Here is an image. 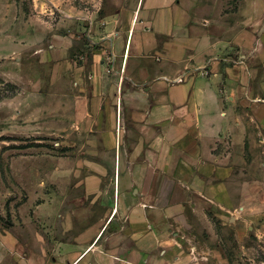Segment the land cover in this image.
I'll list each match as a JSON object with an SVG mask.
<instances>
[{
    "label": "crops",
    "instance_id": "obj_1",
    "mask_svg": "<svg viewBox=\"0 0 264 264\" xmlns=\"http://www.w3.org/2000/svg\"><path fill=\"white\" fill-rule=\"evenodd\" d=\"M97 25L81 63L82 33L55 35L39 53L53 83L72 78L76 121L112 156L108 179L96 165L80 180L81 255L50 264H83L93 251L166 264L175 233L242 201L237 172L264 153V0H111ZM18 243L0 231V264H48Z\"/></svg>",
    "mask_w": 264,
    "mask_h": 264
},
{
    "label": "rangeland",
    "instance_id": "obj_2",
    "mask_svg": "<svg viewBox=\"0 0 264 264\" xmlns=\"http://www.w3.org/2000/svg\"><path fill=\"white\" fill-rule=\"evenodd\" d=\"M110 4L0 0V231L18 239L16 250L24 258L48 264L77 259L80 229L72 213L83 195L80 180L96 165L106 167L107 179L111 174V154L76 121L72 78L53 83L51 66L39 58L53 36L82 33L72 49L81 63L79 56L92 49L87 35L92 27L93 35L101 30L97 23ZM249 158L255 163L237 172L233 192L242 201L222 217L198 214L184 232L175 233L166 264H264V153ZM83 264L112 261L93 251Z\"/></svg>",
    "mask_w": 264,
    "mask_h": 264
},
{
    "label": "built area",
    "instance_id": "obj_3",
    "mask_svg": "<svg viewBox=\"0 0 264 264\" xmlns=\"http://www.w3.org/2000/svg\"><path fill=\"white\" fill-rule=\"evenodd\" d=\"M181 81V80H180Z\"/></svg>",
    "mask_w": 264,
    "mask_h": 264
}]
</instances>
